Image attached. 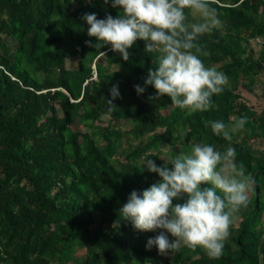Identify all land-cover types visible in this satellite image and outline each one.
<instances>
[{
    "label": "trees",
    "instance_id": "trees-1",
    "mask_svg": "<svg viewBox=\"0 0 264 264\" xmlns=\"http://www.w3.org/2000/svg\"><path fill=\"white\" fill-rule=\"evenodd\" d=\"M216 1L222 23L197 44L207 53L203 62L228 79L209 109L189 112L145 85L156 53L143 40L128 60L110 44L87 43L97 38L88 35L84 13L119 14L105 0H0V264H160V251L146 247L159 230L135 228L119 209L133 189L161 179L143 167L146 155L171 166L175 152L164 161L153 151H187L196 142L234 146L252 197L237 209L241 219L230 225L222 255L183 246L165 264H264V148L254 144L264 145V119L252 98L264 45L250 41L264 37V0ZM136 84L146 91L138 94ZM157 104L172 108L152 112ZM239 116L246 125L231 141L205 123Z\"/></svg>",
    "mask_w": 264,
    "mask_h": 264
},
{
    "label": "clouds",
    "instance_id": "clouds-1",
    "mask_svg": "<svg viewBox=\"0 0 264 264\" xmlns=\"http://www.w3.org/2000/svg\"><path fill=\"white\" fill-rule=\"evenodd\" d=\"M119 9L113 16L98 18L86 12L87 33L97 38L101 48L110 44L124 60L138 41L147 52L156 53V64L148 69L145 85L157 91L154 97H170L172 103L189 112L209 109L215 93L223 90L227 76L215 66H207V55L197 44L200 36L217 29L222 21L212 0H105ZM189 13L197 18L189 19ZM194 49V50H193ZM138 94L146 87L136 84ZM113 100L120 96L119 84L110 88ZM247 117L231 123L206 121L212 131L231 141L246 125ZM165 161L164 157H159ZM161 179L143 190L133 189L119 209L124 219L149 236L146 247L155 246L162 254L183 246L201 247L210 257L222 255L233 213L248 203L249 177L236 149L229 144L221 150L213 143H191L187 151L171 157V166L159 165L146 155L143 167ZM178 202L174 203L173 201ZM169 233L174 237L170 239Z\"/></svg>",
    "mask_w": 264,
    "mask_h": 264
},
{
    "label": "rangeland",
    "instance_id": "rangeland-1",
    "mask_svg": "<svg viewBox=\"0 0 264 264\" xmlns=\"http://www.w3.org/2000/svg\"><path fill=\"white\" fill-rule=\"evenodd\" d=\"M191 18L194 20V19H196L197 17L191 13ZM255 47H257V46H255ZM256 51L259 52V48H256ZM257 54H258V53H257ZM76 63H77V60H76L75 58L72 59V60L69 62V64H68V68H74L75 65H76ZM115 68H116V67L114 66V69H115ZM38 77L43 78V75H42V74H38ZM262 86H263V83H262V81H260V83H259L258 85L256 84V86H254V88L257 90L259 96L263 98L264 95L262 94V89H263ZM262 95H263V96H262ZM171 108H172V107H170V108L167 109V110H162V109L160 108V105L157 104L156 106H153V108H152V112H158V111L161 109L163 113L167 114V113H169V111H170ZM104 119H105V122L107 123L108 120H109V117H108V116H105ZM121 123H124V124H126L127 126H130V123H128V122H126V121H122ZM75 129L81 130V131H83V132L86 131V128H85L83 125H81L79 122H77V124L75 125ZM254 144H255L257 147L264 148V145H263L262 143H260V141L254 142ZM131 145L134 146V147L139 146V142L133 143V144H131ZM128 146H129V145H128L127 143H125V142H124L123 144H121L120 147H119V154L122 153V152H124V151L128 148ZM180 148H181V146H177L175 149H173V148H171V147H169V146H165V147H163V149L161 150V152H157V151L155 152V151H153V153L156 154V155H158L159 157H164L165 159H169L170 156H171L174 152H175L176 155L179 154V153H181V152H185V151H181ZM119 154H117V156H116L117 158H119V156H118ZM248 197H249V198L252 197V189H251L250 186H249V189H248ZM240 219H241V217H240V213H239V211H238V210H235V212L233 213V220H234V222H235V226H238V224H239V222H240ZM227 238H228V237H227ZM227 238H226V239H227ZM167 256H168V254H162V253L160 252V264H165L166 259H167Z\"/></svg>",
    "mask_w": 264,
    "mask_h": 264
},
{
    "label": "crops",
    "instance_id": "crops-1",
    "mask_svg": "<svg viewBox=\"0 0 264 264\" xmlns=\"http://www.w3.org/2000/svg\"><path fill=\"white\" fill-rule=\"evenodd\" d=\"M260 81H262L263 83V89H262V94L264 95V70L261 72V74H259L256 79H255V84L252 87V98L255 101L259 102V106H260V111H259V116L261 119H264V96L263 98L259 96L257 90L254 88V86H256V84L258 85L260 83Z\"/></svg>",
    "mask_w": 264,
    "mask_h": 264
},
{
    "label": "built area",
    "instance_id": "built-area-1",
    "mask_svg": "<svg viewBox=\"0 0 264 264\" xmlns=\"http://www.w3.org/2000/svg\"><path fill=\"white\" fill-rule=\"evenodd\" d=\"M212 1L218 2L216 0H212ZM250 41L253 45H264V37L262 36H257L255 38H252Z\"/></svg>",
    "mask_w": 264,
    "mask_h": 264
}]
</instances>
